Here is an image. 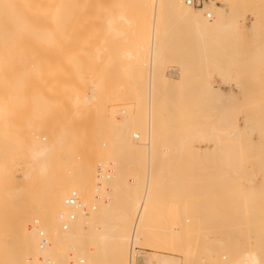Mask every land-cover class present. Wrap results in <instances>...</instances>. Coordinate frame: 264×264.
I'll return each mask as SVG.
<instances>
[{
  "label": "bare ground",
  "instance_id": "6f19581e",
  "mask_svg": "<svg viewBox=\"0 0 264 264\" xmlns=\"http://www.w3.org/2000/svg\"><path fill=\"white\" fill-rule=\"evenodd\" d=\"M111 3L115 11L92 7L104 10L95 47L109 54L87 79L76 51L95 11L79 15L76 0H0V264H70L71 253L74 264H264V105L244 114L235 103L264 75V0L203 10ZM47 49L63 53L48 132L54 103L42 94L25 125L13 118L31 83L51 75ZM175 63L178 78L167 73ZM109 77L125 81L109 91ZM124 91L130 105L117 109ZM73 194L86 210L66 205Z\"/></svg>",
  "mask_w": 264,
  "mask_h": 264
},
{
  "label": "rangeland",
  "instance_id": "374dc122",
  "mask_svg": "<svg viewBox=\"0 0 264 264\" xmlns=\"http://www.w3.org/2000/svg\"><path fill=\"white\" fill-rule=\"evenodd\" d=\"M77 2H79V4H80V2L82 3V1L83 0H81V1H78V0H76ZM85 1H87V2H89V3H86V5H88L89 6V8H91V15H93L94 14V11H95V18L94 19H92V18H88V20L89 19H91V21L93 22H91V24H92V26H93V28H91V27H87V20L85 19V23L84 22H82V24H84V26H85V24H86V27H85V29H87V30H89L90 31V29H93V32H92V34L94 35H92V34H90V33H87L88 34V37L86 36V34L84 35V36H86V37H81V39H83V40H86V38L87 39H89V40H86V41H83L84 42V45L85 46H83V42H80V44L83 46V48H81L82 46L81 45H79V47L81 48H78V49H80V50H78V51H76V54H78V57L80 58V60L81 61H83V63H85V67H82V68H80L79 69V72L80 73H82L87 79H90V78H96L97 77V75H98V73L101 71L100 70V68L102 67V65H103V63H105L104 61H105V59H106V57L108 56V54L109 53H107V56H105L106 55V52L105 51H103L102 49H100L99 47H95V45L97 46V43L99 42V40L102 38L101 36H102V31H103V29H101V28H103L102 26L104 25V24H102L101 22L102 21H104V20H102V21H100V19H103V17L102 18H99L98 19V16L99 15H102L101 13H103L104 12V10H103V12H102V10H101V8L99 9V11L101 12H99V13H97V9L96 10H94L93 11V9H92V7H98V6H101V4H103L102 6H104V8L103 9H105V6H106V8H107V10H108V8H110L109 7V5H111V7L114 5L113 3H111V2H116V4H117V2L119 3V2H124V4H125V2H126V4L128 3V5H130L129 4V2H134L135 0H132V1H130V0H85ZM90 1H92V4H94V6H91L90 7V5H91V3H90ZM101 2V4H97V3H100ZM109 2V3H108ZM84 3V4H85ZM107 3V4H106ZM78 4V5H79ZM83 4V5H84ZM95 4H97V6L95 5ZM113 4V5H112ZM115 4V5H116ZM125 4V5H126ZM134 4V5H133ZM81 5V4H80ZM79 5V6H80ZM83 5H81L82 7H83ZM121 5V4H120ZM133 5V7L134 8H136V5H135V3H131V6ZM77 6V5H76ZM79 6H77V7H79ZM88 6H85V7H83V8H85V9H83V8H81V11H82V9L84 10V12H86V13H79V15H81V16H83L84 14H89L90 15V13H87V11H90V10H88ZM124 6V5H123ZM131 6H130V9L131 10H134V8L132 7L131 8ZM116 7H117V5H116ZM129 7V6H128ZM80 8V7H79ZM78 8V9H79ZM99 8V7H98ZM76 9V8H75ZM113 9V7L112 8H110V10L109 11H111ZM116 9V8H115ZM86 10V11H85ZM106 11V10H105ZM109 11H107L108 13H109ZM113 11H115L114 9H113ZM77 12V11H76ZM134 12V11H133ZM78 13V12H77ZM83 14V15H82ZM97 14H99V15H97ZM105 14V13H104ZM110 14V13H109ZM78 15V16H79ZM91 15L89 16V17H91ZM103 16V15H102ZM106 16H109L108 14H106ZM106 16H104L105 18H106ZM87 17V16H86ZM93 17V16H92ZM100 17V16H99ZM82 18V17H81ZM104 18V19H105ZM80 19V18H79ZM251 18L250 17H248V19H247V27H246V29H245V34L247 35V36H251V33H250V31L248 30V27L250 26V24H251V21L252 20H250ZM249 20V21H248ZM83 21V20H82ZM81 22V21H80ZM82 24H80V25H82ZM89 25H90V22H89ZM81 28H82V26H81ZM83 29V28H82ZM84 29V30H85ZM100 29H101V32H100ZM81 31H83V30H81ZM92 31V30H91ZM85 32H86V30H85ZM101 33V34H100ZM82 34H84V31H83V33ZM99 34L101 35L100 37H99ZM92 35V36H91ZM98 37V38H97ZM92 38V40H90ZM96 39H97V41H96ZM82 41V40H81ZM89 41H95V44H94V42L93 43H90ZM85 42H86V44H85ZM87 43H89L88 44V46H86L87 45ZM98 45H99V43H98ZM92 46H94V47H92ZM92 47V48H91ZM95 49H97V50H101V52H99L100 53V56L103 58H101V60H99V58H98V51L97 52H95L94 50ZM251 49H252V47L249 49V52L251 51ZM82 50H87V51H82ZM253 50V49H252ZM105 52V53H103V52ZM117 53L118 51H113L112 52V54L113 53ZM97 53V57L95 56V54ZM101 53H103V54H101ZM114 53V54H115ZM75 54V56H77ZM119 54V53H118ZM40 55L41 56H43L44 58H46V59H48L49 61H52V64H53V67H52V72H51V75L49 76V78L46 80V84H37V85H35V84H32L31 83V85H30V87H29V89L27 90V96H26V100L25 101H23V103H21L20 105H17L16 107H14L13 108V118L14 117H17V118H19V119H21V121L24 123V125L27 123V121L29 120V119H31V114H32V112H33V106H34V102H33V99H34V96L35 95H37V94H42V95H44L48 100H51V102H53L54 103V105H53V107H52V113H53V115H52V118H51V120H52V122H50V120L48 121L47 120V122L45 123V127H44V130L46 131V132H48L50 129H51V123H52V125H54V127H52V129H55V125H56V120H57V116L59 115V113H60V110H61V105L59 104V100L62 98V89H61V85H60V80H59V69L57 68V63L60 61V59H61V57L63 56V53H60V52H58V51H56V50H54V49H47V50H44V51H42V52H40ZM104 55V56H103ZM95 56V57H94ZM77 57V58H78ZM98 58V59H97ZM102 60H103V62H102ZM102 62V63H100V62ZM102 64V65H101ZM106 64V63H105ZM172 64V63H171ZM169 67H174V68H176V71H173V72H169V70L167 71V73L168 74H171V76H173V78H178L179 76H181V74H180V72H181V70H180V68L176 65V63L175 64H173L172 66H169ZM112 68V67H111ZM112 69H114V68H112ZM112 69H110V67H109V69H108V71L110 72L109 73V75H111V73H114L113 71L114 70H112ZM178 72V73H177ZM264 75L262 76V78L260 77L259 79H260V81L261 82H258V83H255V82H257V81H255L254 83L252 82L251 84H249V83H245V85H244V87L247 89V95H245L244 97L239 93V91H237L236 90V92L239 94L238 95V100L235 102L238 106H240L241 107V110L243 111V113L244 114H246L247 112H248V108L249 107H251V106H253V105H256V104H259V106H263L264 105ZM251 81H252V79L251 78H249ZM259 79H258V81H259ZM249 80V81H250ZM123 81H125V79H120V78H113V77H109V78H107V83L109 84L108 86L110 87L109 89V91H111L113 88H115L116 87V85H118V83H122ZM215 82V83H214ZM213 83L215 84V85H220V81L217 79V77H215V78H213ZM85 86H87V87H85ZM91 87V85H89L88 83L86 84V82H85V84L84 85H82V88H80V91L82 90H84L83 88H85V90L86 91H90L89 90V88ZM228 90V89H227ZM256 90H258L259 91V95H255V94H253V92L254 91H256ZM241 95V96H240ZM127 96H128V93L126 92V91H124V93H123V97H124V99L125 100H122V101H119L118 103V106L116 105V108L118 109V108H127L130 104H129V101L128 100H126L127 99ZM255 100H256V102H255ZM257 101H259L258 103H257ZM253 102H254V104H253ZM117 118H121V116L120 115H118L117 116ZM243 120V118L241 117V121ZM86 122V121H85ZM26 127V126H25ZM26 129H27V127H26ZM84 145V147H86V150L88 151V150H90V146L91 145H89V144H83ZM88 145V146H87ZM91 151V150H90ZM89 153V152H88ZM91 158H94V157H91ZM98 168H99V166H97ZM253 168H254V165L252 166ZM97 168V169H98ZM99 174V173H98ZM17 176H19V174H17ZM260 177V176H259ZM258 177V179H257V184H259L260 183V181H261V177L259 178ZM188 190V189H187ZM191 190V189H190ZM189 190V191H190ZM175 194H177L176 192H174ZM97 193H95L94 194V197H95V195H96ZM186 194V193H185ZM192 193H187L186 195H184V194H182L181 195V193H179L178 194V196L179 195H181V198L185 201V199H186V201L187 202H189L190 200L192 201V200H195V199H197V197H196V195L194 194H192ZM172 195H174V194H172ZM171 195V196H172ZM175 196V195H174ZM177 195L175 196V197H178ZM174 197V198H175ZM184 197V198H183ZM178 198H180V197H178ZM177 198V199H178ZM176 199V198H175ZM174 199V200H175ZM189 200V201H188ZM191 201L189 202V203H191ZM174 203V202H173ZM176 205V203L175 204H172L171 206H175ZM177 206V205H176ZM192 206V205H191ZM222 206H223V204H222ZM91 207V206H90ZM90 207H89V210H88V212L90 213V212H92V210L90 209ZM190 207V206H189ZM221 207V206H220ZM223 208V207H222ZM191 209H192V207H191ZM221 209V208H220ZM176 217V216H175ZM174 217V218H175ZM172 225H173V227H177L179 224V221H176L175 219L174 220H172ZM180 226V225H179ZM222 229H224V228H221V229H219V231H222ZM224 230H226L227 231V228L226 229H224ZM223 232H225V231H223ZM223 234V233H222ZM221 234V235H222ZM210 236V237H209ZM208 236V242H211V241H213V240H210L209 241V239H212L213 237V235H209ZM224 236V235H223ZM222 236V237H223ZM220 237V236H219ZM225 240H229V238L228 239H226L225 238ZM148 250H154V251H157V250H155V249H153V248H147ZM144 252H147V250H145V249H142ZM72 258L70 259V264H74L75 263V261H74V253H71V255H70ZM137 264H145L144 263V257L143 256H140L139 258H138V260H137Z\"/></svg>",
  "mask_w": 264,
  "mask_h": 264
},
{
  "label": "built area",
  "instance_id": "2783aa9c",
  "mask_svg": "<svg viewBox=\"0 0 264 264\" xmlns=\"http://www.w3.org/2000/svg\"><path fill=\"white\" fill-rule=\"evenodd\" d=\"M185 4L195 10H203L208 5H223L225 3V0H184ZM206 17L209 20H212L213 15L211 13H206ZM66 205L67 206H80L78 199L75 194L70 196L68 199H66ZM83 210H86L85 206H80ZM71 220H73V217H71ZM67 229V225H64V230ZM48 244V240L44 236V234H41V247H45Z\"/></svg>",
  "mask_w": 264,
  "mask_h": 264
}]
</instances>
